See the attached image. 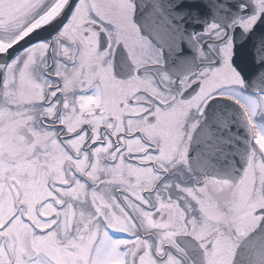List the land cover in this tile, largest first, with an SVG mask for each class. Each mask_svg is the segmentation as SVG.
Returning <instances> with one entry per match:
<instances>
[{"label": "snow or ice", "instance_id": "1", "mask_svg": "<svg viewBox=\"0 0 264 264\" xmlns=\"http://www.w3.org/2000/svg\"><path fill=\"white\" fill-rule=\"evenodd\" d=\"M0 264H264V0H0Z\"/></svg>", "mask_w": 264, "mask_h": 264}]
</instances>
